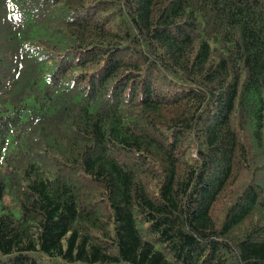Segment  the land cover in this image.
Returning a JSON list of instances; mask_svg holds the SVG:
<instances>
[{
    "label": "trees",
    "instance_id": "16d2710c",
    "mask_svg": "<svg viewBox=\"0 0 264 264\" xmlns=\"http://www.w3.org/2000/svg\"><path fill=\"white\" fill-rule=\"evenodd\" d=\"M0 264H264V0H0Z\"/></svg>",
    "mask_w": 264,
    "mask_h": 264
},
{
    "label": "bare ground",
    "instance_id": "6f19581e",
    "mask_svg": "<svg viewBox=\"0 0 264 264\" xmlns=\"http://www.w3.org/2000/svg\"><path fill=\"white\" fill-rule=\"evenodd\" d=\"M171 19V18H170ZM53 216V215H52ZM54 218V217H53ZM242 229V228H241ZM211 232V231H210ZM199 235V234H198ZM208 235V234H207ZM201 238V237H200ZM233 250V249H232ZM76 261H78V260H76Z\"/></svg>",
    "mask_w": 264,
    "mask_h": 264
}]
</instances>
